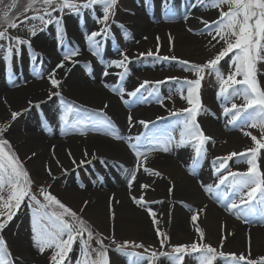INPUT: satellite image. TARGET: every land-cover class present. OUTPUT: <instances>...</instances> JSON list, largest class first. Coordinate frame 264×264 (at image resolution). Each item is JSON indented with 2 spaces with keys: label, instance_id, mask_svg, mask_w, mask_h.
<instances>
[{
  "label": "rangeland",
  "instance_id": "1",
  "mask_svg": "<svg viewBox=\"0 0 264 264\" xmlns=\"http://www.w3.org/2000/svg\"><path fill=\"white\" fill-rule=\"evenodd\" d=\"M136 0H118V3L115 5L113 11L114 15H110L109 20L107 22V27L109 28L108 32H104L102 35H98L94 39L98 42L97 49L100 53L99 56H94L92 54V51L90 50L89 43L84 41V46L87 47V51L89 52V58L91 59V62L93 64H100V65H107L109 62V59L113 56H117L118 60L122 57L120 56V52H126V54L131 58V62L127 63L128 68V75L126 76L127 79L133 75V71L130 70L131 65H135L138 68L135 69V72L141 73L143 71H154V70H162V69H171L173 67H177L179 70L182 71V77L179 78V80H166V78L162 80L157 81H165L164 83L160 85H156L154 83H150L145 86L144 94H151L154 95L153 100L149 101L148 103L154 104V106H161L164 107V111L160 117L155 119L154 121H150L151 123L148 125V127H145V130L137 135L141 138L140 143V150L143 152L151 151L147 150L143 147V143L145 141H148V139H151V136H154L155 138L158 137L157 135L164 136L165 134L171 133L176 140L179 139V133L182 129V121L184 117L187 115L186 113H183L181 110L190 107L187 104L186 99H182L179 89H184V94L186 96V85L183 84L184 78L187 79H195L196 76L194 73L186 70V67L181 61L188 60L196 64H203L208 59L215 56V54L220 51L223 47H225L224 42L221 41L220 43H216L215 40H211L210 42L200 44L197 48L199 49L198 55L193 56L192 58L187 56V53H185L184 49L180 47V45L177 44L175 41V37L177 40L178 34L174 33L172 31H163L159 34H151L150 36V44H146V46L143 45L142 49H139L136 54H131L126 49L122 48V45H129L130 43L127 41V33L123 32L122 25V19L125 15V11L129 5L134 3ZM146 1V0H145ZM144 1V2H145ZM186 1V0H185ZM86 0H76L77 4H83ZM184 2V1H183ZM188 2V1H186ZM198 2H201V0H190L191 6H194ZM170 3V2H169ZM190 3H188V7H190ZM26 6V0H21V8L20 12L18 14V19L16 16H13V19H16L17 23L21 20H25V17H31L32 15H40L43 14L44 5L41 3H36L32 6V8L25 12L23 11V8ZM103 5L97 4L90 8H79L78 11L71 10L65 8L63 12H53L52 14V22L46 23L47 17L45 18V22H42L40 20H27L25 23L21 24L16 29H8V34L11 37H20L21 39L27 40L31 44V49H29L27 44L23 45H16L15 41H8V40H0V44H2L4 47L0 48V75L3 76L5 81L7 79L11 80L13 74H15V70L19 68V66H24L26 64L25 59L29 58L31 60V56L28 55V53L33 49L34 45L38 41H42L44 44H49V41L51 37L52 39H55V53L53 58H57L56 60H63L64 55L69 50H75L78 49L77 45H79L80 41L71 44L69 41H66L65 39H58L55 33L58 30H60L61 25L64 26L65 24H74L75 28L77 29V32L80 35L84 34H91L93 32H101L105 28V24L102 20L103 17ZM205 8H200L199 12L200 14L203 13V11H206L204 9L211 8L215 11L216 14V21L218 17L220 16V11L212 8L210 5L204 6ZM223 11H228V6L223 5L222 6ZM50 10V9H49ZM15 11V10H14ZM135 11L142 12V9H139L138 6L135 5ZM148 13V12H147ZM204 13H207L204 12ZM59 19L61 21L60 24H57L55 21ZM33 25L35 26L34 31L35 35L31 34V31L33 30ZM65 27V26H64ZM66 28V27H65ZM206 28V27H205ZM204 28V32H208L207 29ZM66 31H68V28H66ZM110 33L112 34V38L109 37ZM215 35V33H213ZM55 36V37H54ZM157 37H159V40H157ZM170 37L172 38L170 41ZM80 38V37H79ZM219 39V37H217ZM109 40L114 43L112 45H109ZM53 41V40H52ZM147 41V42H148ZM87 44H86V43ZM145 42V43H147ZM12 44L13 46V56L11 60V67L9 68L8 64L4 60V56L6 54V49L9 46V44ZM108 43V44H107ZM213 45H215L213 47ZM89 46V47H88ZM112 46V47H111ZM16 47H19L20 51L19 54H16ZM114 47L115 52L112 51L111 54V48ZM130 47V45L128 46ZM116 48V49H115ZM149 50H151L153 53H157L156 55H144L140 56V53H147ZM175 56L178 59L177 60H171V59H164L163 57H172ZM37 57V56H36ZM36 57H33V60L35 61ZM77 56L73 57L72 60L75 61V63H72L70 61H64V65L71 63L72 66L78 65L81 73L86 74L88 71H90V68H87V65L77 62ZM231 54L228 57H225L219 65V68L221 69L222 73L226 76L230 71H234V66L230 68V61H231ZM151 65V66H150ZM105 69V67H104ZM186 71V72H185ZM107 72L111 73L108 75H114V73H117L115 78V81L113 80V87L120 89L123 87V85H127V82L125 79H120V74L123 73V69H118L117 71H113L112 69L107 70ZM184 72V73H183ZM204 75V80L202 81V88H201V100L202 104L204 105L205 109L207 111L202 112L198 117V122L201 125L204 133L210 137L213 138L212 141L208 142L206 144V154L203 158L199 160V163H194L195 161V148L193 144H187L186 146H176L175 149H178L182 152H187V161L190 162L189 167V174L191 177L195 180L191 185L197 188L195 182L198 181L201 178H208L205 180L206 186H212L213 192L208 193L204 191L203 189H200V192H202L203 195L206 196L207 199H209L211 202L218 204L221 209L226 210L227 208L225 205L231 200L236 199L237 194L234 193L230 187L226 185H222L219 188H216V185L219 182V176L221 173L215 172V167H218V164L214 165L213 161L216 157H224L228 155L231 152H237L241 153L245 150L255 147L253 141L249 136H245L243 134L244 131H249L253 135H256L257 138H261V130L259 127L257 128H251V127H245L244 121H239L237 124L233 125L230 123L231 116L226 115L224 113V108H231L232 103L236 104H243L245 101L243 98H231V99H225L224 97L218 96L219 91V82L215 76V74L209 73L207 70ZM177 77V76H176ZM147 80H142L140 82L143 83L144 81H150L155 82L153 77H147ZM238 79H242V77H237ZM257 79L259 82V85L261 88H264V62H259L257 64ZM123 83V84H120ZM140 84H137L139 86ZM173 88H176V92H173ZM125 89V88H124ZM153 89H158L157 92H153ZM126 92H129V89H125ZM118 95V94H116ZM150 95V96H151ZM170 97V98H169ZM127 100L129 101L127 104H125L127 110H134L138 108L141 104L137 102V98L128 97ZM159 100H163V105L159 103ZM218 107V108H217ZM36 111H34L32 117V121H39L41 119V113H39V106L35 108ZM172 113H178L177 115H172ZM22 115L17 116L15 120H12L11 113L6 114V117L0 118V124H3L7 127V131L4 133V138L10 141L11 144V150L18 155L20 161L23 162L25 168L28 170L30 177L33 181L32 184V192L37 195L39 199L42 200V197L39 196V186L40 185H50L49 191H51L52 194L56 195L63 203H65L67 206L71 207L73 210L79 212L81 207L84 206V201H88L89 203L84 208L83 213L81 214L86 221L89 222V224L92 226V230L94 232L93 239L91 241V246L93 248H98L100 245L97 243V237L95 236V233H100L99 239L103 241V245L107 251L108 257H109V264H172V261L164 256V257H158L157 259H151V253L152 252H172V245H178V244H191L193 241L201 242L200 237L198 233L195 231V228L198 226L200 227L204 234V240L201 242L205 245H211L213 248L216 249V259L213 261V264H246L247 260H256L259 261L261 257H264V238H262L261 234L259 232L254 231H247L245 229L242 230H227L226 227H222L217 223H214L210 220L207 221V212L212 213V210L208 207V205L203 202L205 207V211L200 214L198 225L191 224V233L188 235L178 236L176 238H172L170 234V229L172 227V221L169 219L163 223L154 226L152 225H141L139 223H130L129 220L126 219L124 215V210L121 207H117L115 209L112 207V209L115 212V220L113 221L110 219V212L109 207H102L100 202H98L96 199H89L87 198L83 193L77 191V190H83V188H86V184L90 181L94 180L95 174H97V171L95 170V167L93 166L92 159H85L87 161H90V163H85L79 167L76 165H71L67 170V173L64 171L58 172L57 175L53 176L51 180L44 179L40 177L39 175H35L29 168V158L27 156V152L23 150L20 146V139L16 138V133L18 131V128L22 125V123H26L27 120L24 119ZM159 122H165L166 125H168V128L166 132L163 134L157 133V126ZM10 125V126H9ZM243 128V131L241 130ZM175 144V141H174ZM258 159V167L261 172H264V149H261L260 152L257 154ZM80 161L77 162L79 164ZM229 163V170L231 171H239V172H246L248 169V164L246 163V157L238 156L234 157ZM68 164H71L69 162V159L66 157L64 162H60L57 164V162H54L51 165V171L56 170V168H59L60 166H66ZM107 167V166H106ZM37 171L42 169V167L37 166L35 168ZM93 172H96L93 174ZM226 174V173H225ZM50 178V177H49ZM100 182L101 179L96 180L95 182ZM68 182H71L70 186L75 187V191L71 194L65 193L66 187L68 185ZM82 185V186H81ZM98 185V184H97ZM190 184H185L184 189L186 188V191L189 189ZM190 185V186H191ZM199 187V186H198ZM94 188L96 186L94 185ZM198 189V188H197ZM185 191V192H186ZM246 191V190H245ZM189 193V199H186V203L182 205L184 211L192 215L194 212L199 210L197 206H194L191 204L193 200L198 199V194H190V192L187 191V194ZM227 193L228 199L221 200L219 197ZM4 195H7V192L4 193ZM141 196L144 197V200L148 203L144 205L143 207L139 206L142 209H148L154 207V203L156 202V196H153L150 192L148 193H142ZM31 204V206H29ZM259 207V206H257ZM38 208L37 205H35L34 202H30L26 199L25 203L21 205L20 209L18 211H15V215L13 216V219L9 222H7L6 227L3 229L2 232H0V235L3 236V238L7 242V247L10 251L11 258L15 261V264H45L42 261H28L20 252L17 250V243L19 242V236L27 235V239H29L27 242L28 245L31 246V240H32V229H30L29 235L27 234V231H23L22 224L25 223V220L27 222H30L32 225V218H33V211ZM26 210L27 214L24 215L23 211ZM95 210H97L95 212ZM0 212H7V209L0 208ZM87 213L93 214L95 213L97 218V221L90 218ZM208 213V214H209ZM234 213V212H233ZM235 214V213H234ZM235 217L237 221L243 223L246 227L249 228H264V216H261L259 214V211L255 215H249L247 217V222H245V219L243 218H237V215L235 214ZM165 218H167L165 216ZM0 219H6L5 217H0ZM32 227V226H31ZM156 227H159L163 232L167 233L170 237V242L166 243V246L161 249L160 248V241L156 233ZM23 231V232H22ZM224 237L223 245L221 246V239ZM25 238V239H26ZM85 238H87V233H85ZM125 241H135L137 243H143L144 248H135L129 245L124 252L117 251V246L123 245ZM147 249V251H145ZM36 255L38 258H42L45 260V256L47 252H51L52 250L45 251L43 254H41L38 249L35 250ZM223 252L225 256L221 257L219 254L220 252ZM130 253H138L139 255L133 256L130 255ZM234 253L235 256L238 258L240 255H244L246 260L245 261H239L237 262L233 257L228 256L227 254ZM80 255V244L77 242L74 245L73 251L70 254L71 261L70 264H75L76 259ZM93 258L95 257V253L92 254ZM202 253H192L189 252V254L184 255V259L182 261V264H200V258Z\"/></svg>",
  "mask_w": 264,
  "mask_h": 264
},
{
  "label": "snow or ice",
  "instance_id": "2",
  "mask_svg": "<svg viewBox=\"0 0 264 264\" xmlns=\"http://www.w3.org/2000/svg\"><path fill=\"white\" fill-rule=\"evenodd\" d=\"M36 3H41L46 6L43 9V14L25 17V20H21L17 23L16 19H13V16H16L18 19L21 0H0V40H14L17 46L27 44L29 49H31L29 41L21 39L20 37H11L8 34V29H16L29 19L45 22V18L47 17L46 23H51L53 12H63L65 8L78 11L81 7L90 8L94 5L101 4L104 6L102 20L105 24V28L101 32H93L91 35L87 36L92 54L94 56L100 55L99 51L96 50L98 42L94 38L109 31L107 22L110 15H114L113 9L118 3V0H86L83 4H77L76 0H26V6L23 8V11H29ZM206 3L212 8L219 10L220 16L216 21L207 22L203 21V18H201V22L205 24L208 35H211L216 43L223 41L225 47L203 64H196L188 60L181 61V63L187 66L186 70L194 73L196 78H184L183 84L187 86L186 96L183 88L178 90L181 98L186 99L187 104L190 106L181 110L187 115L182 121L179 140H176L171 133L156 137L150 141V144L153 145L150 150H159L167 153L171 150L174 141L176 146H186L187 144L195 142L193 144L195 148L194 163H199V160L205 156L207 151L206 144L212 141L213 138L204 133L197 119L202 112L207 111L202 104L200 92L202 81L205 78L203 73L207 70L209 73L215 74L219 82V97H224L225 99L238 97L243 98L245 101L243 104L238 105L232 103L231 108H224V113L231 116L230 123L235 125L243 120L245 127H259L261 130V138L259 139L249 131L243 132L245 136L251 138L255 147L249 148L241 153L231 152L224 157H216L213 161L214 165L218 164V167L214 169L215 172L221 173L216 188L227 184L230 189L237 194V198L231 199L225 207L230 212H234L237 218H243L245 222H247V217L257 214L258 211L261 216H264V172L260 171L257 159V154L261 149H264V88L260 87L257 79V64L259 62H264V0H201L202 5ZM223 5L228 6V11H223ZM55 22L57 24L61 23L59 19ZM121 27L123 26L121 25ZM34 28L35 26L33 25V30L31 31L32 35L36 34ZM189 31L193 30L189 29ZM213 33H215V35H213ZM217 37H219V39H217ZM171 39L170 37V41ZM157 40H159V37H157ZM214 46L215 45H213V47ZM3 47L4 46L0 44V48ZM13 50V46L10 43L4 56V60L9 68L11 67ZM15 51L18 55L20 51L19 47H16ZM156 54L157 53H153L149 50L147 53H140L139 55L151 56ZM230 54L232 58L229 66L230 68L234 66V71H230L225 76L219 68V65L220 62ZM77 55H79V49L69 50L64 55L61 63L57 65V69L65 66L64 61L75 63L72 58ZM120 56L122 57L121 59L112 60L106 65L105 72L103 73L105 76L109 74L107 72V68L109 67L123 69V73L120 74L121 79L128 73L126 65L131 62V58L126 52H120ZM163 58L166 60L178 59L175 56ZM237 77H242V79H238ZM48 80L51 88L56 89V91L49 92L48 98L61 97L62 94L59 89L62 81L56 78V69H53L48 75ZM166 80H179V78L168 77ZM164 82L165 81H144L132 92H126L123 87L120 89L114 88L107 83H105L104 86L110 88L114 94L120 95L122 101L127 104L129 101L124 99L125 95L135 98L146 85L150 83L160 85ZM157 91L158 89H153V92ZM158 102L163 105V100H159ZM28 103L32 105L33 102L29 101ZM61 103L64 105V114L60 116V119L67 125L69 123L68 117L74 111V105L63 99H61ZM36 106L39 105L37 104ZM107 106L108 105L105 104L104 107L107 108ZM76 111L78 112L79 110L76 109ZM177 114L178 113H172V115ZM19 115L20 113L12 111V120H15ZM128 122L129 125L133 123L131 114L128 116ZM139 123L148 127L151 122L140 120ZM73 126L82 135L87 131H93L103 132L105 135L111 136L117 140L123 139V137L119 135L111 118L104 112V109L88 113L83 119L75 120ZM241 130L243 131V128ZM6 131L7 127L0 124V208L7 209L6 213L0 212V217L6 216V219H0V232L6 227L7 222L13 219L15 211H18L27 199L38 206V208L33 211L32 218L33 245L41 254L46 250H52L50 264H70V254L77 242L80 244V255L76 259L75 264H109L107 251L103 245V241L99 239L102 234L95 233L97 243L100 247L93 248L91 246L94 232L89 222L81 215L89 202L84 201V206L77 212L63 203L56 195L52 194L51 191H49L50 185L39 186V196L42 197V200L39 199L37 195L32 192L33 181L28 170L25 168L23 162L20 161L18 155L11 150L10 141L4 138V133ZM135 139L136 143H129V147L135 151L137 157L135 170L129 173V189L132 188L137 178V171L141 168L144 172L150 173L151 175H162L158 170L151 169L147 166V155L140 150L141 138L136 137ZM32 155L35 156L36 154L32 153ZM68 155L71 157L70 151ZM84 155L85 157L88 156L87 151H85ZM92 155L95 158V153ZM238 156L246 157V163L248 164L246 172L229 170L228 162ZM53 157L55 158L54 146ZM72 163L79 167L85 163H90V161L81 160L79 164H77L73 157ZM57 164H59V160H57ZM46 170L49 176L53 175L50 167L46 166ZM63 171L67 173L68 170L63 169ZM149 187L150 186L147 184L141 185L142 190ZM203 187L204 191L208 193L213 192L212 186ZM172 190L173 188L170 187L169 193H171ZM5 192H7L6 196L4 195ZM131 198L141 207L148 203L144 200L143 196H132ZM219 199H228L227 193L222 194ZM116 202L118 203V201ZM29 206H31V204ZM147 211L152 218L153 225H158L159 222L155 212L151 208H148ZM204 211L205 209L201 208L192 214L191 221L193 224L198 225L199 216ZM109 212L110 219L114 221L115 212L112 209V200H110L109 203ZM195 231L198 233L200 241L202 242L205 237L203 230L197 226ZM85 233H87V238H85ZM156 233L160 241V248L163 249L166 243L170 242V237L159 227H156ZM223 240L224 237L221 239V246L223 245ZM201 242L193 241L191 244L172 245L171 253L164 251L157 253L154 251L151 253V259L154 260L158 257L166 256L172 261V264H182L184 255L189 254V252H199L202 253L200 264H213V261L216 259V249L211 245H205ZM129 245L135 248L145 247L143 243L125 241L123 245L117 246L116 250L124 252ZM145 251H147V249H145ZM93 253H95L94 258L92 255ZM130 255L136 256L139 254L130 253ZM219 255L221 257L225 256L222 251ZM227 255L233 257L237 262L246 260L244 255H240L238 258L234 253ZM0 264H15V261L11 258L7 242L2 235H0ZM246 264H264V257H261L259 261L247 260Z\"/></svg>",
  "mask_w": 264,
  "mask_h": 264
},
{
  "label": "bare ground",
  "instance_id": "3",
  "mask_svg": "<svg viewBox=\"0 0 264 264\" xmlns=\"http://www.w3.org/2000/svg\"><path fill=\"white\" fill-rule=\"evenodd\" d=\"M144 1L136 0L129 5L122 19L123 32L127 33V41L130 43V47L126 44L125 46L122 45V48L127 49L129 53H138L137 51L142 49L143 45L150 44L151 34H159L163 31L177 33L178 37L177 40L175 37V41L184 49L187 56L191 58L200 53L197 48L200 44L202 45L212 40V36L208 35V32H204L205 24L201 22V18L205 22L214 21L216 19L215 11L211 8H206L204 10L207 13H204L206 11H203L201 14L199 12L200 8H205L204 6L207 3L202 5L201 2H198L194 6H191L190 0H186L188 2L185 0ZM188 3H190V7L187 6ZM135 5L139 9H142V12L135 11ZM64 26L68 28V31H66ZM64 26L61 25L60 30L52 33V35L56 34L58 39H65L71 44L80 41L79 45H77L79 49L77 62L87 65V68H90L88 73H81L79 66H72L71 63L57 69V65L61 61L53 58L56 44L55 39L51 37L49 44L38 41L34 45L33 49L28 53L31 56V60L26 58L24 61L26 64L19 66L15 70V74H13L11 80L7 79L5 81L3 76L0 75V118L6 117V114L12 111H16L20 115L23 114L22 117L27 120L26 123H22L18 128L16 138L20 139L21 148L27 152L30 170L35 175L51 180L58 172L68 169L73 164V157L76 162L92 159L94 161V171H97V174L93 172L95 174L94 180L87 183L86 188H83V190L77 191L83 193L89 199H96L106 209L109 207L110 200H112V207L115 209L121 207L124 210L126 219L130 223L137 222L141 225L153 224L147 209L140 208L131 198L132 196L140 197L143 192H150L153 196H156L155 205L151 209L155 212L158 222L163 224L168 219L172 221L170 229L171 237L176 238L190 234L192 215L187 214L182 207L186 203V199H189L188 191L190 194L199 195L197 200L191 201V204L197 206L198 209H205L202 206L205 201L212 210L211 215L207 212V221L210 222L211 220L230 231L245 229L247 231L259 232L262 238H264V228L246 227L243 223L237 221L233 212H230L228 209H221L218 204L216 205L211 202L200 192L199 188L203 189V186H206L205 180L208 178H201L195 182L198 189L195 185L194 187L191 185L195 180L188 171L190 167V162L186 158L188 153L175 149L176 145L174 142L171 150L167 153L159 150L145 152L147 155V166L158 170L162 175L154 176L144 172L141 168L137 171V178L132 188L129 189V173L135 170L137 164L135 151L129 147V143H136L135 138L138 137L137 135L145 130V126L141 125L139 121H154L162 115L164 107H155L154 104L148 103L153 100L154 95L144 94V89H141L140 93L135 97L141 105L134 110H127L120 95L114 94L110 88L104 86L107 83L113 87V80L115 81V78H117V73L105 76L103 73L105 72L104 67L106 65L93 64L89 58V52L87 51V47L84 46V41L88 43L87 36L91 34L80 35L73 23H68V25L65 24ZM189 29L193 31H189ZM111 36L112 34L110 33L109 37ZM112 44L114 43L109 40L107 46ZM112 51L115 52L114 47L111 48L109 54ZM34 56H37L35 61L33 60ZM112 60H118V57H111L109 62ZM136 68L138 67L131 65L130 70L133 71V75L131 74L129 79L126 77L128 73L124 76L127 85H123V88H128L129 92L136 89L138 87L137 84H140L142 80H147V77H153L156 81L168 77H182V71L177 67L162 69L160 71H143L141 73L135 72ZM53 69H56V78L62 81L59 89L62 95L61 97L49 99V92L56 91V89L51 88L48 80V75ZM109 69L113 71L118 70L114 67L107 68V70ZM172 90L176 92V88ZM128 97L125 95L124 99L127 100ZM61 99L74 105V111L69 115V123L67 125L60 119V116L64 114V105H62ZM29 101L33 102L32 105H29ZM37 104L39 105V113H41L42 117L39 121H32L34 118L32 115L36 111L35 108L38 107L36 106ZM105 104L108 105L107 108L104 107ZM76 109L79 111L77 112ZM99 109H104V112L111 118L119 135L123 139L117 140L105 135L103 132L93 131H87L82 135L73 126L75 120L83 119L88 113ZM129 114L133 118L131 125L128 122ZM167 128L168 125L165 122H159L155 131L164 135ZM157 136L161 137V135ZM151 137V139L143 143V147L147 150L153 147L150 141L155 137ZM53 146L55 158L53 157ZM69 151L71 152V157L68 155ZM85 151L88 153L87 157L84 155ZM32 153L36 155L33 156ZM93 153H95V158L92 155ZM66 157L71 164L52 170L53 175L49 176L46 166L51 167L57 160H59V163L64 162ZM37 166L42 167V169L37 171L35 169ZM95 179H101V181L95 182ZM70 184L71 182H68L64 191L65 193L71 194L76 190ZM142 184H147L150 187L142 190ZM185 184L191 185H189L187 191L186 188L184 189ZM94 185L96 188H94ZM170 187L173 188L171 193H169ZM23 213L24 215L27 214L26 210ZM87 215L95 221L98 219L95 213H87ZM31 226V223L25 220L21 229L24 232L27 231L29 235L30 229H32ZM19 237L17 250L28 261L33 260L36 262L40 260L45 264H50L52 251L47 252L45 260L38 258L35 251L37 248L33 245V241L31 240L30 246L27 244L29 240L26 238L27 235Z\"/></svg>",
  "mask_w": 264,
  "mask_h": 264
}]
</instances>
